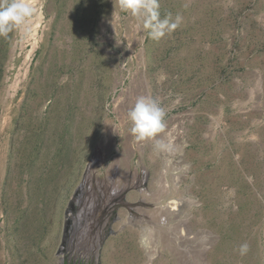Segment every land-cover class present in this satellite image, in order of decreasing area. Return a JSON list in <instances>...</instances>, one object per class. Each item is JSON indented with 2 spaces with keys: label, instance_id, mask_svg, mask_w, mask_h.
<instances>
[{
  "label": "rangeland",
  "instance_id": "obj_1",
  "mask_svg": "<svg viewBox=\"0 0 264 264\" xmlns=\"http://www.w3.org/2000/svg\"><path fill=\"white\" fill-rule=\"evenodd\" d=\"M28 3L0 32V264L57 263L89 164L101 264H264V0H159L183 18L160 41L119 0ZM140 96L165 149L131 133Z\"/></svg>",
  "mask_w": 264,
  "mask_h": 264
},
{
  "label": "clouds",
  "instance_id": "obj_2",
  "mask_svg": "<svg viewBox=\"0 0 264 264\" xmlns=\"http://www.w3.org/2000/svg\"><path fill=\"white\" fill-rule=\"evenodd\" d=\"M119 7L134 17L137 29L147 32L154 41H160L180 27L183 19L180 15L173 18L171 13L162 18L159 0H119ZM32 14L33 9L27 0H10L0 6V32H6L13 25L23 26ZM165 116V110L155 99L140 96L128 112L131 133L138 141L154 140L157 149H165L167 145L158 138L166 129ZM247 251L246 243L240 245L241 255Z\"/></svg>",
  "mask_w": 264,
  "mask_h": 264
},
{
  "label": "water",
  "instance_id": "obj_3",
  "mask_svg": "<svg viewBox=\"0 0 264 264\" xmlns=\"http://www.w3.org/2000/svg\"><path fill=\"white\" fill-rule=\"evenodd\" d=\"M89 170L90 166L85 170L83 178L66 209L64 230L61 244L56 254L58 257L56 264H101L102 243L106 236L114 234L109 228L104 232L102 230L103 209L93 214L94 208L101 201L99 191L95 192L98 199L97 203L92 206L87 205V200L89 199L87 197L90 194L87 182ZM96 183L100 185L101 181L98 180ZM109 203L110 200L106 202V208L110 205ZM92 215L94 216L92 217ZM113 219L117 220V217L114 216ZM89 238L90 244L87 243Z\"/></svg>",
  "mask_w": 264,
  "mask_h": 264
},
{
  "label": "bare ground",
  "instance_id": "obj_4",
  "mask_svg": "<svg viewBox=\"0 0 264 264\" xmlns=\"http://www.w3.org/2000/svg\"><path fill=\"white\" fill-rule=\"evenodd\" d=\"M29 1H31V0H27V2H29ZM100 195H101V201L100 202H98V203H100V204H106V202H107V193H106V191H101V193H100ZM87 198H89L88 200H87V205H89V206H92V205H94L95 203H97V201H98V199H97V196L95 195V193L94 194H92V195H89ZM179 205V204H178ZM185 204H181V205H179V207H177L176 208V203L175 202H169L168 203V207L167 206H165L164 207V209H163V214H164V216L166 215V216H168V217H177V216H179V215H181L182 214V212H183V210L182 209H184L185 208ZM97 208V207H96ZM95 208V209H96ZM103 209V208H102ZM160 210V209H159ZM94 215H92V217H93ZM164 221V220H163ZM108 223V222H107ZM183 240H185L187 243L186 244H191L192 243V241H191V239L192 238H189L188 237V234H186V233H184L183 234ZM90 240V239H89ZM189 242V243H188ZM143 246V248L145 249V252H146V258L148 259V261H150L153 257H155L158 253H151V255H150V253H149V250H146L147 249V243H145V241H142V243H141ZM205 247V246H204ZM195 249V248H194ZM203 249L204 248H201V251H203ZM190 250V249H189ZM198 250V249H197ZM203 253V252H202ZM153 254V255H152Z\"/></svg>",
  "mask_w": 264,
  "mask_h": 264
}]
</instances>
